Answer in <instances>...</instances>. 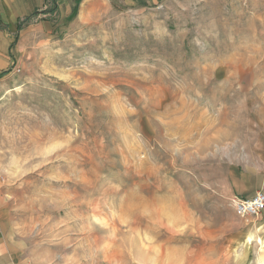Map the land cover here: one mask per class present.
<instances>
[{"label": "rangeland", "instance_id": "rangeland-1", "mask_svg": "<svg viewBox=\"0 0 264 264\" xmlns=\"http://www.w3.org/2000/svg\"><path fill=\"white\" fill-rule=\"evenodd\" d=\"M3 71L16 264H264V0H82Z\"/></svg>", "mask_w": 264, "mask_h": 264}, {"label": "crops", "instance_id": "crops-1", "mask_svg": "<svg viewBox=\"0 0 264 264\" xmlns=\"http://www.w3.org/2000/svg\"><path fill=\"white\" fill-rule=\"evenodd\" d=\"M82 0H55L56 9L53 12H42L51 5L50 0H0V72L12 63L17 52V37L21 30L27 32L41 30L50 33L53 30L54 19L66 18L74 12ZM132 4L141 5L151 0H129ZM74 7H76L74 9ZM38 14L30 22L17 31L19 19L35 12ZM33 18V17H32ZM31 18V19H32ZM254 190L248 194L251 196ZM1 235V229H0ZM0 264H16L9 244L0 237Z\"/></svg>", "mask_w": 264, "mask_h": 264}, {"label": "built area", "instance_id": "built-area-1", "mask_svg": "<svg viewBox=\"0 0 264 264\" xmlns=\"http://www.w3.org/2000/svg\"><path fill=\"white\" fill-rule=\"evenodd\" d=\"M231 203L235 213L240 217L257 215L264 209V191L257 190L251 196H233Z\"/></svg>", "mask_w": 264, "mask_h": 264}, {"label": "trees", "instance_id": "trees-1", "mask_svg": "<svg viewBox=\"0 0 264 264\" xmlns=\"http://www.w3.org/2000/svg\"><path fill=\"white\" fill-rule=\"evenodd\" d=\"M51 1V5L50 7H48L47 9H45L44 13L46 12H53L55 9H56V6H55V0H50ZM38 12L36 11L35 13L29 15V16H26V17H23L22 19H19L18 22L16 23V28H17V31H19L23 26H25L27 23H29V19H31L33 16L37 15ZM5 71H1L0 72V77L2 76V74L4 73Z\"/></svg>", "mask_w": 264, "mask_h": 264}]
</instances>
